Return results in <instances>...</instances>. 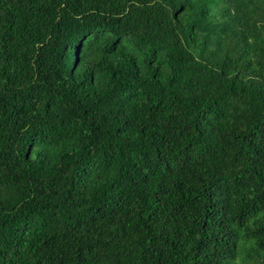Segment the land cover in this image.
<instances>
[{"label":"trees","instance_id":"1","mask_svg":"<svg viewBox=\"0 0 264 264\" xmlns=\"http://www.w3.org/2000/svg\"><path fill=\"white\" fill-rule=\"evenodd\" d=\"M0 264H264V0H0Z\"/></svg>","mask_w":264,"mask_h":264}]
</instances>
